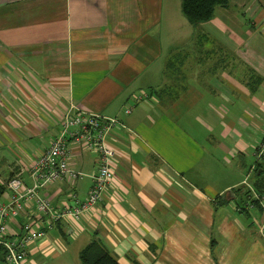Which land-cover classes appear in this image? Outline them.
Listing matches in <instances>:
<instances>
[{
    "label": "crops",
    "instance_id": "1",
    "mask_svg": "<svg viewBox=\"0 0 264 264\" xmlns=\"http://www.w3.org/2000/svg\"><path fill=\"white\" fill-rule=\"evenodd\" d=\"M71 106L119 121L107 136L113 179L24 264H78L92 240L119 264H264V0H229L198 25L182 0H0L1 182L30 185ZM70 150L84 176L42 189L54 205L85 199L98 166ZM37 216L30 202L18 220Z\"/></svg>",
    "mask_w": 264,
    "mask_h": 264
},
{
    "label": "built area",
    "instance_id": "2",
    "mask_svg": "<svg viewBox=\"0 0 264 264\" xmlns=\"http://www.w3.org/2000/svg\"><path fill=\"white\" fill-rule=\"evenodd\" d=\"M129 112L130 109L125 110V113ZM117 124L119 121L115 117L69 107L61 119L59 134L29 169L30 185L20 177L7 181L9 199L0 201V257L6 264H24L30 244L46 237L54 224L65 218L79 221L102 201L113 179L115 155L107 136ZM71 144L97 154L98 166L85 199L81 200L72 193L68 204L54 205L41 194L42 189L57 180L76 181L84 176L69 164ZM255 158L256 164L264 162V139L256 148ZM30 202L35 205L37 218L19 221Z\"/></svg>",
    "mask_w": 264,
    "mask_h": 264
},
{
    "label": "trees",
    "instance_id": "3",
    "mask_svg": "<svg viewBox=\"0 0 264 264\" xmlns=\"http://www.w3.org/2000/svg\"><path fill=\"white\" fill-rule=\"evenodd\" d=\"M228 4L229 0H182V12L189 23L198 25L209 21L216 8L226 7ZM255 177L254 188L260 194L264 191V168H262L261 163H257ZM5 189L6 183L0 181V197ZM245 193L247 195V192ZM79 259L82 264H119L98 240H92L81 249Z\"/></svg>",
    "mask_w": 264,
    "mask_h": 264
},
{
    "label": "rangeland",
    "instance_id": "4",
    "mask_svg": "<svg viewBox=\"0 0 264 264\" xmlns=\"http://www.w3.org/2000/svg\"><path fill=\"white\" fill-rule=\"evenodd\" d=\"M179 8V7H178ZM173 12H174V14H175V2L173 3ZM181 12V10L180 9H178V13H180ZM183 17V16H182ZM184 19V18H183ZM189 26H190V24H188ZM202 44H204V42H202ZM208 44V43H207ZM187 49H192V50H190L189 52H191L190 54H195L196 52H198V49H202V47L201 46H197L196 44H192L191 45V47H189V48H187ZM190 63H191V65L193 66L194 65V62L192 61V59H190ZM127 114V113H126ZM75 264H76V262H75ZM78 264H82V262H81V260L79 259L78 260Z\"/></svg>",
    "mask_w": 264,
    "mask_h": 264
}]
</instances>
